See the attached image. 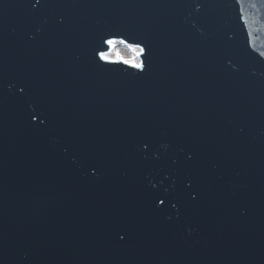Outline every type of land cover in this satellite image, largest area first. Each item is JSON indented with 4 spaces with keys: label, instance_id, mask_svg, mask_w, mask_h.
<instances>
[{
    "label": "water",
    "instance_id": "1",
    "mask_svg": "<svg viewBox=\"0 0 264 264\" xmlns=\"http://www.w3.org/2000/svg\"><path fill=\"white\" fill-rule=\"evenodd\" d=\"M262 53L264 0H0V264H264Z\"/></svg>",
    "mask_w": 264,
    "mask_h": 264
},
{
    "label": "snow or ice",
    "instance_id": "2",
    "mask_svg": "<svg viewBox=\"0 0 264 264\" xmlns=\"http://www.w3.org/2000/svg\"><path fill=\"white\" fill-rule=\"evenodd\" d=\"M36 3H39V0H36ZM120 43H126V41L124 39H121L119 41ZM104 43L111 45V46H115L116 44V40L113 38H109L107 40L104 41ZM128 47L132 50V55L131 56H122L119 54V52L116 53V55L110 56L108 53L100 51L98 52V56L100 57V59L102 61H104L105 63H115V62H122L125 65L131 66L136 68L137 70H144L146 68V63L143 62L140 57L142 55H146L147 50L146 47L142 46L141 44L137 43V44H128ZM262 55H264V53H262ZM21 92L24 91L23 88L20 89ZM33 120H38L39 117L37 115H33L32 116ZM43 122V121H41ZM147 147V145H145V148ZM189 159H191V157H189ZM193 199H195L196 197L193 196ZM157 203L159 205H164L166 203L165 199H160L157 198ZM172 207H175V204L172 205ZM120 239H124L123 236L120 237Z\"/></svg>",
    "mask_w": 264,
    "mask_h": 264
},
{
    "label": "bare ground",
    "instance_id": "3",
    "mask_svg": "<svg viewBox=\"0 0 264 264\" xmlns=\"http://www.w3.org/2000/svg\"><path fill=\"white\" fill-rule=\"evenodd\" d=\"M120 40H116V44H115V46H111V45H108L107 44V47H108V49H107V53L110 55V56H115L116 55V53L117 52H119V54L120 55H122V56H129L126 52H124V49L125 48H127V49H129L130 50V48L128 47V44H130V43H120L119 42ZM117 44L119 45V46H121V50L117 47ZM124 47V48H123ZM116 48L118 49V51L116 50ZM133 54V53H132ZM100 58V57H99ZM141 59V58H140ZM115 63H122V62H115Z\"/></svg>",
    "mask_w": 264,
    "mask_h": 264
},
{
    "label": "rangeland",
    "instance_id": "4",
    "mask_svg": "<svg viewBox=\"0 0 264 264\" xmlns=\"http://www.w3.org/2000/svg\"><path fill=\"white\" fill-rule=\"evenodd\" d=\"M117 47L121 50L122 48H121V46H119L118 44H117ZM124 48V47H123ZM116 50L118 51V49L116 48ZM124 52H126L129 56H131L132 55V50L130 49H127V48H125L124 49Z\"/></svg>",
    "mask_w": 264,
    "mask_h": 264
}]
</instances>
